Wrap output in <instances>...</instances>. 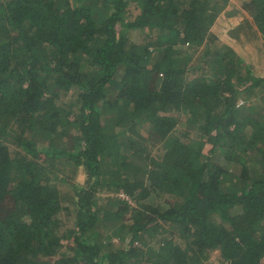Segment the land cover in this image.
I'll list each match as a JSON object with an SVG mask.
<instances>
[{
	"label": "trees",
	"instance_id": "1",
	"mask_svg": "<svg viewBox=\"0 0 264 264\" xmlns=\"http://www.w3.org/2000/svg\"><path fill=\"white\" fill-rule=\"evenodd\" d=\"M0 264H264V0H0Z\"/></svg>",
	"mask_w": 264,
	"mask_h": 264
},
{
	"label": "rangeland",
	"instance_id": "2",
	"mask_svg": "<svg viewBox=\"0 0 264 264\" xmlns=\"http://www.w3.org/2000/svg\"><path fill=\"white\" fill-rule=\"evenodd\" d=\"M239 4V1H234L233 3H232V5L230 6V7H228V9H227V12L226 13H228L229 15L228 16H230L231 15V13H233V11H234V9H235V6H233V5H236V4ZM237 6V5H236ZM225 12L219 17V19L217 20V22H216V24H215V26L213 27V30H214V32L216 33V34H218V35H220V37H221V42L222 43H226L225 41H227V39H231V38H236V36H238L239 34H241L242 32H243V27H241V25L240 24H237L236 25V27H234V28H236L235 29V31H229V32H227V31H225V14H226ZM133 40L135 41V42H138V43H142L143 41H144V38H143V33L141 32V31H135L134 33H133ZM232 42V41H231ZM232 43H234V42H232ZM251 46L253 47V45L251 44ZM252 47H251V49H252ZM254 48L255 47H253V49L252 50H250V51H253L254 50ZM249 50V49H248ZM77 176H78V180H84V178H85V175H84V172H82V171H80L78 174H77ZM63 187H66V185L65 186H63ZM62 187V188H63ZM63 191H67V188H63ZM65 244H67V242H65ZM117 244H119L118 242H117ZM215 255V254H214ZM216 259L217 258H214L213 259V261H215L216 262Z\"/></svg>",
	"mask_w": 264,
	"mask_h": 264
}]
</instances>
